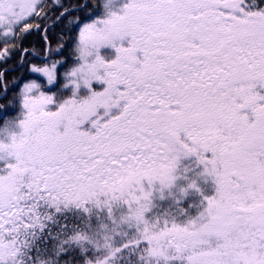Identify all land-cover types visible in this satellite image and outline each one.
<instances>
[{
	"label": "snow or ice",
	"instance_id": "1",
	"mask_svg": "<svg viewBox=\"0 0 264 264\" xmlns=\"http://www.w3.org/2000/svg\"><path fill=\"white\" fill-rule=\"evenodd\" d=\"M0 44V264H264V0H0Z\"/></svg>",
	"mask_w": 264,
	"mask_h": 264
},
{
	"label": "trees",
	"instance_id": "2",
	"mask_svg": "<svg viewBox=\"0 0 264 264\" xmlns=\"http://www.w3.org/2000/svg\"><path fill=\"white\" fill-rule=\"evenodd\" d=\"M57 2H63L66 5L70 6L71 4L75 3L76 0H57ZM43 30L44 29L42 28L40 32L33 31L32 34L28 35L23 42L22 49L27 48V49H29L30 53H33L32 55H29L27 57L28 63H33V64L41 63V61L39 59H37V57L44 55L46 44H47L41 35ZM47 35H48V40L50 41L52 48L55 49L62 43V41L59 38L61 35V26L58 25L55 28L49 29ZM64 35H65V37H67L68 34L65 32ZM3 47H4V45L0 44V49H2ZM71 50H72V44L68 43L67 46L64 48L63 55L64 56H70ZM19 60H20V53L19 52L13 53L12 59H10L7 62V64H0V71H3V69L6 67H12V66L17 65L19 63ZM63 71H64V69H61V72H63ZM22 74L25 76V78H29V79L35 78L34 76H28L27 73H22L18 69L15 72H8L7 73V81L10 82L13 77H19ZM23 82H24L23 80L20 81L21 84ZM16 90L17 89L12 88L11 84H10L8 95L12 96ZM0 91H2V90H0ZM0 103H3V101H0Z\"/></svg>",
	"mask_w": 264,
	"mask_h": 264
}]
</instances>
